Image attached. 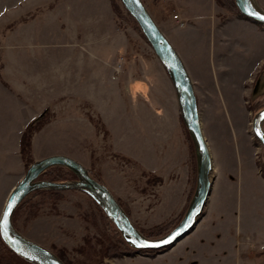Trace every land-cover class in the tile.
<instances>
[{
	"label": "rangeland",
	"instance_id": "rangeland-1",
	"mask_svg": "<svg viewBox=\"0 0 264 264\" xmlns=\"http://www.w3.org/2000/svg\"><path fill=\"white\" fill-rule=\"evenodd\" d=\"M98 1L103 3L0 0V73L3 71L4 76L0 74V217L11 189L27 169L19 151L21 132L28 121L51 105V118L34 137V161L55 153L70 155L101 178L142 233L143 229L173 220L172 229L185 215L198 179L196 144L194 141L191 164L193 152L190 155L180 128L173 82V100L164 103L171 124L164 126L171 127L169 146L160 147L156 156L145 153L140 162L121 151L119 137L114 139L103 120L104 125L99 121L92 104L84 103L77 95L59 97L58 85L50 79L52 70L63 63L56 57L78 56L85 51L82 40L76 42V29L70 30L68 15L76 14V7L91 15ZM113 2L115 10H120L119 14L114 11L116 21L130 36L132 49L156 55L122 1ZM144 2L161 23L160 7L155 6L154 0ZM187 36L191 42H199L197 33ZM253 45L260 51L264 41L254 37ZM254 59L257 55H252L246 66ZM24 64L27 74H23ZM251 91L252 84L242 92L223 91L234 103H217L221 95L214 98L198 92L202 126L214 160L213 189L199 222L175 245L154 253L102 256L109 239L118 244L115 228H119L100 201L80 189L56 190L60 196H51L48 189L28 194L15 210V226L52 250L65 248L71 264H100L101 260L104 264H264V186L246 174L249 163H253L257 175L264 179V148L252 132L253 115L264 107V97H257V103L251 99ZM136 109H130L128 115H134L132 121L139 123ZM133 126L132 136L145 139L146 124L131 125L132 129ZM168 159L172 161L169 165ZM148 166L158 169L162 180L146 170L150 169ZM2 244L0 240V248Z\"/></svg>",
	"mask_w": 264,
	"mask_h": 264
},
{
	"label": "crops",
	"instance_id": "crops-1",
	"mask_svg": "<svg viewBox=\"0 0 264 264\" xmlns=\"http://www.w3.org/2000/svg\"><path fill=\"white\" fill-rule=\"evenodd\" d=\"M102 1L103 3L98 1L97 5L94 3L95 11L91 15H86L85 9L79 7L75 8L76 14L72 15L73 17L68 15L70 30L76 29V42L82 40L85 51L78 56L67 54L65 57H56V60H62L63 63L60 68L52 70L50 75L52 74L53 78L50 79L58 85L59 97L77 95L84 103L92 104L110 133L114 135V139L119 137L118 145L123 146L121 151L136 161L143 162L141 157L145 153L156 156L160 147L164 149L165 144L169 146L171 135L168 134H171V127L164 126L170 124V117L169 113L164 111V103H171L173 100L172 80L157 55H144L139 50L132 49L130 36L116 21L111 0ZM154 1L155 6L160 7L158 9L163 12L162 22H158L156 18L155 20L180 53L193 80L197 96L201 90L214 98L221 95L222 97L216 100L217 103H234V99L226 97L223 91L242 92L248 85L253 84L258 70L264 63V45L262 50L258 51L260 47L253 45V38L258 37L264 41V26L239 13L228 11L217 0ZM259 2L264 7V0ZM171 11L178 13L180 20L185 24L180 25L174 18V13L170 14ZM194 33L199 36L198 43L191 42L187 36ZM252 55L254 58L257 55V59L246 66ZM203 61H206L205 64ZM25 65L23 74H27ZM1 72L4 77L3 71ZM40 74L44 78L43 74ZM5 82L10 86L9 82ZM49 107L51 105L46 106L31 120ZM133 108H137L138 116L140 115L139 123L132 121L134 115H128ZM147 113L151 115H145ZM178 120L191 155L181 122L180 108ZM134 124H146L145 139L132 136L134 126L132 129L131 125ZM167 161L168 165L172 162L170 159ZM249 166L246 174L264 186V179L257 175L255 165L249 163ZM148 167L150 169L146 170L163 178L156 172L158 169Z\"/></svg>",
	"mask_w": 264,
	"mask_h": 264
},
{
	"label": "water",
	"instance_id": "water-1",
	"mask_svg": "<svg viewBox=\"0 0 264 264\" xmlns=\"http://www.w3.org/2000/svg\"><path fill=\"white\" fill-rule=\"evenodd\" d=\"M135 18L166 68L175 87L181 116L192 135L198 155V179L194 195L183 218L167 234L151 238L144 235L128 216L123 206L107 185L96 179L89 169L76 158L62 153L50 154L33 161L23 177L11 189L0 217V235L17 254L34 264H66L52 249L29 238L18 230L13 214L22 200L38 189H80L95 196L107 214L122 232L125 240L134 248L158 250L175 245L186 237L200 220L213 187L214 160L209 142L203 130L199 101L191 75L176 47L161 29L144 0H121ZM242 15L264 25V7L259 0H235ZM264 95V72L257 77L251 91V99ZM252 132L264 148V107L252 119ZM62 165L78 176L75 181H53L39 176L49 167Z\"/></svg>",
	"mask_w": 264,
	"mask_h": 264
},
{
	"label": "trees",
	"instance_id": "trees-1",
	"mask_svg": "<svg viewBox=\"0 0 264 264\" xmlns=\"http://www.w3.org/2000/svg\"><path fill=\"white\" fill-rule=\"evenodd\" d=\"M217 2L230 12H235V13L241 14L237 5H236L235 0H217ZM111 4H112L114 11L118 12V14H119L120 10H118V9L115 10L113 0H111ZM17 22H18V20H17ZM13 24H14V22L12 23V26H13ZM260 25H262V24H260ZM51 114H52L51 109H49V108L45 109L38 117L31 120L25 126V128L21 134L20 153H21V156L24 160V164H25L26 168H28L29 165L34 161V158H33V137H34V134L37 131H39L49 121V118H51ZM99 121L102 122V119L100 118ZM181 122H182V125L184 128L186 139H187L189 146H190V150L193 152V153L191 152L192 156H193V154L195 152L193 137L190 134L187 126L185 125V122H184L182 116H181ZM102 124L104 125L103 122H102ZM150 173L153 176H155L156 179L162 180V178L157 176L155 173H152V172H150ZM92 175L96 179H98L99 181L102 182L101 178L97 177L93 173H92ZM41 177H46V178H49L53 181H67L68 179H77L78 178L76 173H74L72 170H70L69 168L62 166V165H55V166H51V167L47 168L39 176V178H41ZM38 190H46V189H38ZM38 190L31 192L29 195H31L34 192L36 193ZM48 190H49V194L51 196H58L60 194L59 191H56L54 189H51V190L48 189ZM23 202H25L24 199L19 204L17 209L20 208V206ZM126 213L129 215L127 210H126ZM13 216H14V214H13ZM106 218L108 219L107 216H106ZM109 220L111 223H113L111 219H109ZM173 224H174L173 220L169 221V222H162V223L156 224L152 227L143 229V231H144L143 233L148 235L149 237L161 236V235L165 234L167 231H169L171 229V227L173 226ZM115 233L118 236V239H117L118 244H114L112 239H109L108 243L106 244V248H104V250L102 252V254H103L102 256L111 257V256H115V255H122V254L134 255V254L139 253V252L140 253H151V252L154 253V251H155V250H145V249L134 248L124 239V237L122 236L119 229L115 228ZM0 240L3 243L1 248H0V264H34L31 261H28L25 258H23L22 256H20L19 254H17L13 249H11L10 246L7 245V243L2 239L1 236H0ZM54 251L60 256V258H62V260L66 264H71V261L69 260V258L67 256V251L65 248L55 247ZM101 262L102 263H100V264H104V260H101Z\"/></svg>",
	"mask_w": 264,
	"mask_h": 264
},
{
	"label": "flooded vegetation",
	"instance_id": "flooded-vegetation-1",
	"mask_svg": "<svg viewBox=\"0 0 264 264\" xmlns=\"http://www.w3.org/2000/svg\"><path fill=\"white\" fill-rule=\"evenodd\" d=\"M261 72H264V63L261 65L260 69L258 70V73L256 74V77H255V79H254V82H253V84H252V87H253V85H254V83H255L257 77L259 76V74H260ZM262 97H264V95H262ZM253 101H256V100H253ZM256 102H257V101H256ZM260 102H261V101H260ZM257 103H259V102H257ZM262 108H263V107H262Z\"/></svg>",
	"mask_w": 264,
	"mask_h": 264
},
{
	"label": "built area",
	"instance_id": "built-area-1",
	"mask_svg": "<svg viewBox=\"0 0 264 264\" xmlns=\"http://www.w3.org/2000/svg\"><path fill=\"white\" fill-rule=\"evenodd\" d=\"M173 16H174L175 19H177V20L179 21V24H180V25H184V24H185L184 21L180 20V17H179V14H178V13H174ZM119 67H120V66H119ZM119 67L117 68V71L119 70Z\"/></svg>",
	"mask_w": 264,
	"mask_h": 264
},
{
	"label": "snow or ice",
	"instance_id": "snow-or-ice-1",
	"mask_svg": "<svg viewBox=\"0 0 264 264\" xmlns=\"http://www.w3.org/2000/svg\"><path fill=\"white\" fill-rule=\"evenodd\" d=\"M262 19H264V17H262Z\"/></svg>",
	"mask_w": 264,
	"mask_h": 264
},
{
	"label": "bare ground",
	"instance_id": "bare-ground-1",
	"mask_svg": "<svg viewBox=\"0 0 264 264\" xmlns=\"http://www.w3.org/2000/svg\"><path fill=\"white\" fill-rule=\"evenodd\" d=\"M243 144V143H242ZM253 156V155H252Z\"/></svg>",
	"mask_w": 264,
	"mask_h": 264
}]
</instances>
